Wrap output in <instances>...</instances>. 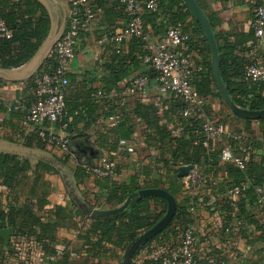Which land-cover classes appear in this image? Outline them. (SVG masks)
Returning <instances> with one entry per match:
<instances>
[{"label": "crops", "instance_id": "obj_1", "mask_svg": "<svg viewBox=\"0 0 264 264\" xmlns=\"http://www.w3.org/2000/svg\"><path fill=\"white\" fill-rule=\"evenodd\" d=\"M37 1L44 6L49 16L47 42L53 44L64 28L70 4L67 0ZM196 1L213 23V33L218 37L219 44L224 40L233 44L230 58H242L244 61L263 58L264 37H256L253 34L251 38L246 39L249 31L253 30L251 21L254 7L262 0ZM112 3L111 0L96 2L95 19L79 34L74 56L69 63L67 100L71 110L75 108L79 114L81 112V118L72 125L74 133H68L59 120L43 125L46 131L61 137H71V142L79 140L87 143L97 155L78 156L69 150L68 155L64 157L62 155L66 151L45 141L47 150L51 151L52 157L62 169L42 160L26 157L50 167L49 171L43 173L48 190L42 196V202L38 197L26 200V196L15 195L0 183V209L14 211L24 209L25 205H28V210L38 220V226L31 228L28 224L23 228L17 222L12 229L13 235L9 239L7 249L3 248L0 238V264H68L83 260H87L88 264H119L124 249L116 247L112 239L103 242L99 254L90 257L86 252L87 244L83 236L97 217L89 214L87 206L109 207H99L106 190L96 176L90 175L82 181H76L73 171L78 164H95L102 159L111 161L114 168L110 179L126 185L134 184L137 190L148 188L146 185L153 182L164 186L160 188H166L169 180L180 178L176 174L182 163L173 162L169 156L170 142L168 138H162L160 129L163 128L169 137L180 134L183 128L179 119L184 117L182 112L186 103L175 94L160 90L154 81L150 82L143 93L124 92L130 80L146 70L143 60L146 53L142 58L141 55L133 53L140 65L135 67L134 64L124 78L117 80L114 85L116 89L107 88L104 83L105 64L110 62L115 47L107 33L114 29L115 34L125 23L121 13L110 18L104 16V11ZM144 15L143 24L148 35L144 51L149 54L154 44L163 36L162 30L169 20L151 18L148 12H144ZM189 21L192 23L191 19ZM187 31L190 33L191 29ZM132 47L129 41L124 42V54L130 52ZM173 49L188 54L192 66L198 69L196 72L207 70L206 62H210V52H207L200 36L191 32L186 45L174 46ZM49 50L50 47L47 50L39 47L21 66L0 68V135L18 138V142L23 143V136L34 133V126L25 121L26 109L30 103L28 81L42 67ZM130 61L129 59L127 63L130 64ZM98 91L101 95L95 96ZM207 96L202 114H195L193 118H199L201 121L206 118H220L230 130L247 129L259 146L253 149L250 161L242 170V178L228 169L230 163L219 161L210 166L206 156H199L196 160L195 164L200 167L205 179L204 192L198 197L195 211L190 214L189 226L197 236L196 257L202 264H264V205L256 202L253 189L256 185H261L264 189V171L261 166L264 160V142L259 134L260 126L258 122L247 123L244 118L232 116L221 103L220 97L215 95L214 89ZM16 99L19 100V107L15 111L10 110V105ZM88 100L94 104L91 108L83 104ZM115 115H119L117 121L112 118ZM124 120L131 133L128 138H117L116 126L119 121ZM74 134L78 136L73 138ZM122 139L133 147L132 152H123L118 148V141ZM227 142V139H223L211 142L205 147L208 152L218 154L219 149ZM244 178L254 182L252 188L246 189L236 198H228L227 190L240 180L243 182ZM184 180L185 176L180 178L182 186ZM187 196L192 197L182 188L176 198L183 202ZM55 208L64 213L57 212ZM48 225L50 229L45 228ZM4 227L10 226L0 228ZM98 235L99 233L91 234L89 238L95 241ZM179 238L178 233L167 234L158 240L153 239L135 251L129 264H160L162 253L176 246Z\"/></svg>", "mask_w": 264, "mask_h": 264}, {"label": "trees", "instance_id": "obj_2", "mask_svg": "<svg viewBox=\"0 0 264 264\" xmlns=\"http://www.w3.org/2000/svg\"><path fill=\"white\" fill-rule=\"evenodd\" d=\"M67 1L70 4L71 0ZM97 1L102 2V0H90L91 8L94 10L96 8ZM111 1L113 3L108 9L106 8L107 10L105 9L106 11H104V16L106 18H110L116 15H120L121 13L125 22L127 16L123 10L122 5L117 0ZM158 3V11L144 12H148V16L151 18L154 17L159 19L160 17V19L169 20L168 23L165 22L167 23V25L162 30L163 35L169 27L178 26L182 32H186L189 34V40L191 32L194 35L200 36V39L205 44L207 52H209V48L207 46V42L202 29L191 16L189 10L185 7L181 0H158ZM144 12L141 16L142 22L145 17ZM190 19L192 20V23H190ZM253 19L254 13L252 16V20ZM0 20L5 23L7 29L11 32V36L9 38L0 36V68L19 67L36 53V51L39 49L44 39L46 38V35L48 34L50 28V19L47 11L44 6L37 0H0ZM208 21L213 30V23H211L209 19ZM189 28L191 29L190 33L187 31ZM81 32L82 31H80V33ZM143 32V35L132 36L120 43H115L113 41V37L117 33L116 32L114 34V29H110L107 33V36L115 45L111 54V58L109 59L110 62L105 64L106 77L104 83L107 88L114 87L115 82L124 78L128 74L129 69H131L134 64L135 67L140 65V61L136 56H133V53L141 55V58L145 53L147 54V52L144 51V47L145 40L148 38V35L144 29V24ZM253 34V30L249 31L246 39L251 38ZM214 37L218 51L220 76L230 98L234 101V103L242 108L252 110L264 108V84L251 81L245 74L246 66L251 60L244 61V59L242 58H230L234 49L233 44L224 40L220 45L218 42V37L215 34ZM128 41L131 43V45H133V47L131 48L130 52L124 54L122 44ZM129 59L131 60L130 64L127 63ZM55 66L56 59L54 55L48 54L44 60L42 67L38 69L34 76L28 81V84L30 86L29 105L35 101L34 79L41 74L51 73L54 70ZM145 66L146 70L140 73V75L148 76L151 82L154 80L156 71L147 63H145ZM206 66L207 70H200L199 72H195L194 76L192 77V83L197 92L205 99H207L208 93H210L213 89L215 90V95L219 97L217 89L213 82L209 61L206 62ZM232 70L233 72L231 73ZM114 88L116 89V86ZM119 91L120 90H118V92ZM177 97L180 98L179 96ZM83 104L84 106H87V108H91L94 105L92 104L91 100H88ZM17 108L10 110L15 111L17 110ZM64 109L65 113L61 118L60 123H65V130L68 133L72 134L74 133L72 125L79 119V117L81 118V112L79 114L77 109H70L66 91L64 95ZM180 109H182V107ZM195 114L196 113L193 112L187 116L183 115L184 117H181L179 119L183 131L174 137H169L163 128L160 129L162 138L166 137L168 138V142H170L169 156H171L173 162H179L182 164H195L199 156H206L207 163L210 166L219 163V161L221 160L218 158V154L216 152H208L207 148L202 144L203 133L200 129L202 121L199 118H193V115ZM231 115L235 118H239L233 114ZM218 120L225 124L224 120L220 118H218ZM243 120H245V122L247 123H250L252 121L258 122L260 126L259 134L264 142V117L255 120ZM125 122L126 120L122 122L119 121L116 126V132L118 133L117 138H128V136L130 135L131 129ZM158 130L159 129L157 128V131ZM233 131L244 132L245 134H247V136H249L251 140L250 145L252 155L253 149L259 146V143L255 140L254 137H252V133L248 132L247 129L238 128H235ZM77 136L78 135L74 134L72 137L75 138ZM0 137L11 141L16 140L15 138L9 136L0 135ZM66 139L69 142L71 137H66ZM21 141L27 146L45 148V140H43L35 131L34 133L32 132L26 136H23V139ZM233 144H235L234 141ZM69 150L70 149L68 147L67 151L62 156L66 157ZM87 165L91 164L89 162H84L78 164L75 167L73 176L77 182L82 181L84 177L91 175L86 169ZM231 165H229L228 169H230L231 171L233 170L232 172H236V174L240 176V178H242L243 171L238 169L234 165V167ZM49 170L50 167L42 162H33L26 157H19L9 153L0 152V183L10 189V191H12L15 195L22 194L26 196V200L38 197L40 198L38 199L39 201H43L42 196H44V194L48 190V186L43 179V173ZM109 176H96V178L103 184L106 190L105 195L101 197L99 207L107 206L109 208H113L115 206H118L125 200V198L129 194L137 190V187L134 184L126 185L123 183H117L115 181H112ZM244 180L245 178L243 179V181ZM99 181L97 182L100 184ZM240 181L242 182V180ZM240 181L237 184H239ZM245 181L248 182V188H252L254 182H252L251 180L250 182L249 180ZM20 183L25 184L26 189H20L18 187ZM146 187L151 188L164 186H159L157 182H153L150 185H146ZM182 188L183 186L180 183V178H173L172 180L168 181V185L165 189L168 190L176 199V210L174 216L170 223L161 232L151 237L141 246L148 244L153 239L158 240L159 238H163L167 234H181V232L185 228L189 227L191 219L189 203L194 198L187 196L183 202L178 201L176 197L180 190H182ZM27 206L28 205H25L24 209L14 211L13 209H0V227L9 225L13 229L14 225L17 222L21 224V227L23 228H25L26 224H28L29 228H31L32 226H38L37 218L30 212V210H28ZM55 209L59 213H64L59 208ZM165 210L166 202L163 198L155 195H147L132 202L127 209L115 216L96 217L90 224V227L86 231V234H84L83 236L87 244L86 252L90 257L99 254L103 248V242L111 239L112 243L116 247L125 249L138 234L153 226L163 216ZM45 228L50 229L49 225L45 226ZM95 233H99L98 238L95 241L90 240L89 235ZM68 264H88V261H74ZM152 264L156 263L152 262Z\"/></svg>", "mask_w": 264, "mask_h": 264}, {"label": "built area", "instance_id": "obj_3", "mask_svg": "<svg viewBox=\"0 0 264 264\" xmlns=\"http://www.w3.org/2000/svg\"><path fill=\"white\" fill-rule=\"evenodd\" d=\"M123 7L127 16L124 25L113 37L115 43H120L132 36L143 35L142 14L144 11L156 12L159 10L158 0H117ZM96 12L91 8L90 0H71L70 11L65 20L64 28L49 50L56 59V66L51 73H44L34 79V96L25 115L26 123L34 126V131L50 145L58 146L62 151H67L68 140L52 132L46 131L43 125L60 121L64 116V95L68 86V71L71 58L78 43L80 31L86 30L94 21ZM251 27L256 37H264V0L257 4L254 9V19ZM0 36L9 38L11 32L5 23L0 20ZM189 40V34L182 32L178 26L169 27L164 35L154 44L151 53L143 56L145 63L155 71L154 82L160 90L174 93L185 103L183 115L190 113L201 115L206 105V99L201 96L192 83V77L198 70L191 64L188 54L173 49L174 46H184ZM245 74L248 79L264 84V56L262 59H253L246 66ZM150 79L146 75L134 76L124 92H145L149 87ZM0 80V102H1ZM98 91L95 96H100ZM19 100H14L10 109H15ZM115 121L119 115L112 117ZM63 123L62 127L65 128ZM203 133V146L211 142L227 139L218 152V158L225 163H230L240 170H244L251 158V140L244 132H235L217 118L204 119L200 127ZM233 141L235 144H233ZM237 145V146H236ZM118 148L123 152H132L133 147L125 140L118 141ZM191 165L183 182L184 190L188 191L194 199L189 203L190 212L195 211L198 197L204 192L205 179L197 164ZM264 169V160L261 162ZM114 163L102 159L98 163L87 165L88 172L97 177L112 174ZM248 182L243 181L231 186L227 190V197H238L248 188ZM256 194V202L264 205V189L260 185L253 186ZM13 235V234H12ZM11 235V236H12ZM10 236V237H11ZM9 237V239H10ZM9 242V241H8ZM197 236L192 227L185 228L176 246L168 248L159 258L160 264H202L196 257L195 247Z\"/></svg>", "mask_w": 264, "mask_h": 264}, {"label": "water", "instance_id": "obj_4", "mask_svg": "<svg viewBox=\"0 0 264 264\" xmlns=\"http://www.w3.org/2000/svg\"><path fill=\"white\" fill-rule=\"evenodd\" d=\"M181 1L185 5V7L189 10L191 16L194 18V20L198 23V25L203 31L210 52V67H211L213 82L224 106L232 114L244 119L255 120L264 117V108L256 109V110L242 108L238 106L236 103H234V101L230 98L220 76L217 45L212 27L204 11L202 10V8L200 7L199 3L196 0H181ZM48 36L49 34L46 36V38L44 39L43 43L40 46V47H44L45 50H47L48 47L51 48L53 45L51 44V42H47ZM67 145L71 150V152H75L78 156H82V155L89 156V154L90 156L94 154L95 156L97 155V153L96 152L94 153L92 148L87 143H83L82 141L79 140L72 142L69 141ZM0 152L18 155L22 157L35 158L38 160H42L57 169L63 168L52 157L53 155L48 151L32 146H27L23 143L0 138ZM190 168L191 165H181L176 174L177 177L182 178L186 176ZM147 195H155L163 198L166 202L165 213L153 226L138 234L130 242V244L124 249L120 257L119 264H129L135 251L151 237L161 232L170 223L176 210L175 197L165 188H160V187L141 188L129 194L121 204L113 208H94L93 206L90 205L87 206L90 215H94L97 217H110L121 213L122 211L127 209L132 202ZM12 234H13L12 228L10 227L0 228V238L3 241V248L7 249L9 237Z\"/></svg>", "mask_w": 264, "mask_h": 264}, {"label": "rangeland", "instance_id": "obj_5", "mask_svg": "<svg viewBox=\"0 0 264 264\" xmlns=\"http://www.w3.org/2000/svg\"><path fill=\"white\" fill-rule=\"evenodd\" d=\"M48 54H49V52H48ZM16 140L14 141V142H18V140H17V138H15ZM36 148H40V149H44V150H46V151H48L49 153L51 152V151H49V150H47V148H46V146H45V148H41V147H36ZM13 155V154H12ZM16 156H18V155H16ZM18 187L20 188V189H26L25 188V184H23V183H20L19 185H18Z\"/></svg>", "mask_w": 264, "mask_h": 264}]
</instances>
